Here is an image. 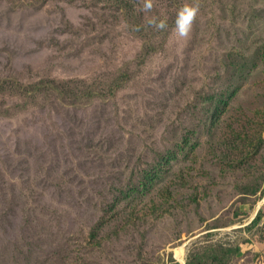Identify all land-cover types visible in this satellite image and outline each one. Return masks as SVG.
Returning a JSON list of instances; mask_svg holds the SVG:
<instances>
[{
    "label": "rangeland",
    "instance_id": "374dc122",
    "mask_svg": "<svg viewBox=\"0 0 264 264\" xmlns=\"http://www.w3.org/2000/svg\"><path fill=\"white\" fill-rule=\"evenodd\" d=\"M152 2L0 0V264H264V0Z\"/></svg>",
    "mask_w": 264,
    "mask_h": 264
},
{
    "label": "clouds",
    "instance_id": "9594fccd",
    "mask_svg": "<svg viewBox=\"0 0 264 264\" xmlns=\"http://www.w3.org/2000/svg\"><path fill=\"white\" fill-rule=\"evenodd\" d=\"M153 8L152 0H143L142 11L148 12ZM199 10V4L196 0L183 4L176 13L174 31L178 37H187L191 31L193 22L197 16ZM150 25L158 29L165 28L166 22L163 20H157L156 18L149 19L147 21Z\"/></svg>",
    "mask_w": 264,
    "mask_h": 264
}]
</instances>
